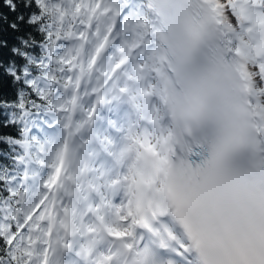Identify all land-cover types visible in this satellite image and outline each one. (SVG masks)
<instances>
[{
  "label": "snow or ice",
  "instance_id": "snow-or-ice-1",
  "mask_svg": "<svg viewBox=\"0 0 264 264\" xmlns=\"http://www.w3.org/2000/svg\"><path fill=\"white\" fill-rule=\"evenodd\" d=\"M7 87L0 264H264V0H2Z\"/></svg>",
  "mask_w": 264,
  "mask_h": 264
},
{
  "label": "trees",
  "instance_id": "trees-1",
  "mask_svg": "<svg viewBox=\"0 0 264 264\" xmlns=\"http://www.w3.org/2000/svg\"><path fill=\"white\" fill-rule=\"evenodd\" d=\"M0 3H2V0H0ZM3 11H7V9H2ZM3 91H7L9 95L12 94V89L10 87H7V88H0V92H3ZM3 146L0 145V148H2ZM0 162H3L2 160H0Z\"/></svg>",
  "mask_w": 264,
  "mask_h": 264
}]
</instances>
